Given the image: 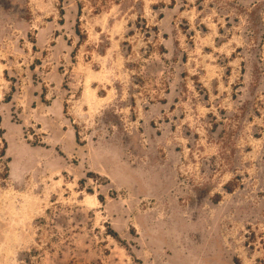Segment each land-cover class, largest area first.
<instances>
[{
    "label": "rangeland",
    "instance_id": "rangeland-1",
    "mask_svg": "<svg viewBox=\"0 0 264 264\" xmlns=\"http://www.w3.org/2000/svg\"><path fill=\"white\" fill-rule=\"evenodd\" d=\"M0 120V264H264V0H0Z\"/></svg>",
    "mask_w": 264,
    "mask_h": 264
},
{
    "label": "trees",
    "instance_id": "trees-1",
    "mask_svg": "<svg viewBox=\"0 0 264 264\" xmlns=\"http://www.w3.org/2000/svg\"><path fill=\"white\" fill-rule=\"evenodd\" d=\"M1 120H0V127H1ZM0 139H1V141L4 143V144H6V142H5V139L4 138H2V137H0ZM4 156V155H3Z\"/></svg>",
    "mask_w": 264,
    "mask_h": 264
}]
</instances>
